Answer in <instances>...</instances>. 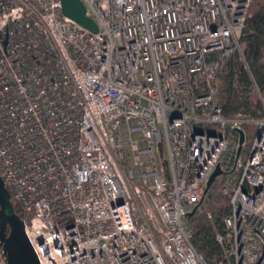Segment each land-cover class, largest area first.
I'll list each match as a JSON object with an SVG mask.
<instances>
[{"label": "built area", "instance_id": "1", "mask_svg": "<svg viewBox=\"0 0 264 264\" xmlns=\"http://www.w3.org/2000/svg\"><path fill=\"white\" fill-rule=\"evenodd\" d=\"M251 1L82 0L94 32L61 0H0V176L39 264H209L194 207L214 264H264V98L254 84L256 115L218 102L234 52L249 71ZM233 145L219 230L202 204Z\"/></svg>", "mask_w": 264, "mask_h": 264}, {"label": "trees", "instance_id": "2", "mask_svg": "<svg viewBox=\"0 0 264 264\" xmlns=\"http://www.w3.org/2000/svg\"><path fill=\"white\" fill-rule=\"evenodd\" d=\"M241 46L249 71L244 69L238 61V53L234 52L219 73L218 102L222 107L223 115L227 117L234 116L241 111L249 115H256L260 101L253 89L254 84L264 98V0L251 1ZM255 130L253 124L244 126L246 150L251 145ZM234 156L235 146L233 145L221 160V166L225 170L213 181L210 189L215 187L214 192L206 201L207 207L213 212L216 228L219 230H223L222 217L227 213L229 199V195L224 194L221 190L222 184L232 176L238 175V172L233 169ZM9 194L15 211L22 218L23 208L13 199L10 191ZM188 225L193 231L192 243L194 247L203 254L209 264H214L213 260L220 254L221 248L215 239L213 226L203 214L196 212L188 217ZM0 228H8L7 223L1 219Z\"/></svg>", "mask_w": 264, "mask_h": 264}, {"label": "water", "instance_id": "3", "mask_svg": "<svg viewBox=\"0 0 264 264\" xmlns=\"http://www.w3.org/2000/svg\"><path fill=\"white\" fill-rule=\"evenodd\" d=\"M61 9L64 15L96 32L97 25L93 19L85 14V6L82 0H61ZM239 140L237 153L241 149L244 139L242 129H238ZM222 173L220 164H217L211 172L205 187L208 191L213 181ZM195 212V207L189 215ZM0 219L7 223L8 228H0V246L1 254L5 264H39L24 229V221L15 211L14 205L10 198L2 177L0 176Z\"/></svg>", "mask_w": 264, "mask_h": 264}, {"label": "rangeland", "instance_id": "4", "mask_svg": "<svg viewBox=\"0 0 264 264\" xmlns=\"http://www.w3.org/2000/svg\"><path fill=\"white\" fill-rule=\"evenodd\" d=\"M256 96H257V95H256ZM214 188H215V187H213L212 189L209 190V192H208V194H207V197H206L205 201H204L203 204H202L203 209L206 210V211H211V210L207 207V205H206V201L209 199L210 195L214 192Z\"/></svg>", "mask_w": 264, "mask_h": 264}]
</instances>
